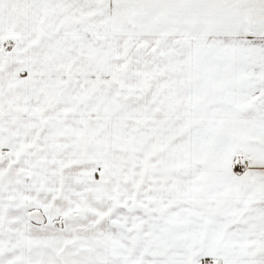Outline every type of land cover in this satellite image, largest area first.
<instances>
[{"label":"snow or ice","instance_id":"obj_1","mask_svg":"<svg viewBox=\"0 0 264 264\" xmlns=\"http://www.w3.org/2000/svg\"><path fill=\"white\" fill-rule=\"evenodd\" d=\"M0 264H264V0H0Z\"/></svg>","mask_w":264,"mask_h":264}]
</instances>
